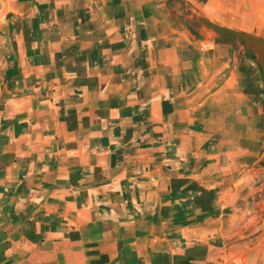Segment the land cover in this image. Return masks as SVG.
I'll return each mask as SVG.
<instances>
[{
  "label": "crops",
  "instance_id": "obj_1",
  "mask_svg": "<svg viewBox=\"0 0 264 264\" xmlns=\"http://www.w3.org/2000/svg\"><path fill=\"white\" fill-rule=\"evenodd\" d=\"M264 0H0V264H264V94L229 37Z\"/></svg>",
  "mask_w": 264,
  "mask_h": 264
},
{
  "label": "water",
  "instance_id": "obj_2",
  "mask_svg": "<svg viewBox=\"0 0 264 264\" xmlns=\"http://www.w3.org/2000/svg\"><path fill=\"white\" fill-rule=\"evenodd\" d=\"M181 3V0H177ZM196 22L208 30L216 32L223 37L237 41L242 47L245 59L255 68L260 87L264 91V40L257 35L243 33L234 29L216 24L209 19L193 13Z\"/></svg>",
  "mask_w": 264,
  "mask_h": 264
},
{
  "label": "trees",
  "instance_id": "obj_3",
  "mask_svg": "<svg viewBox=\"0 0 264 264\" xmlns=\"http://www.w3.org/2000/svg\"><path fill=\"white\" fill-rule=\"evenodd\" d=\"M261 93H263V94H264V91H261Z\"/></svg>",
  "mask_w": 264,
  "mask_h": 264
}]
</instances>
